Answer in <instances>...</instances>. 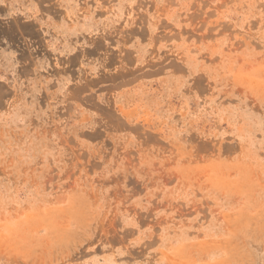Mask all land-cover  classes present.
<instances>
[{"label":"rangeland","instance_id":"374dc122","mask_svg":"<svg viewBox=\"0 0 264 264\" xmlns=\"http://www.w3.org/2000/svg\"><path fill=\"white\" fill-rule=\"evenodd\" d=\"M0 264H264V0H0Z\"/></svg>","mask_w":264,"mask_h":264}]
</instances>
